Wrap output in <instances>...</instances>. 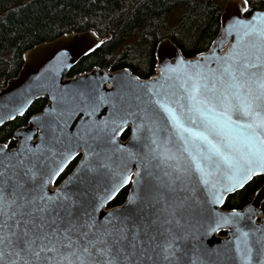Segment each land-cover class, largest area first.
<instances>
[{
    "label": "snow or ice",
    "instance_id": "6c2138e0",
    "mask_svg": "<svg viewBox=\"0 0 264 264\" xmlns=\"http://www.w3.org/2000/svg\"><path fill=\"white\" fill-rule=\"evenodd\" d=\"M253 9L230 0L212 48L174 52L149 80L123 68L62 88L56 69L71 64L59 51L0 103L3 130L49 100L30 127L0 136V264H264L259 208L219 210L264 175V10ZM221 229L227 240L209 246Z\"/></svg>",
    "mask_w": 264,
    "mask_h": 264
},
{
    "label": "trees",
    "instance_id": "16d2710c",
    "mask_svg": "<svg viewBox=\"0 0 264 264\" xmlns=\"http://www.w3.org/2000/svg\"><path fill=\"white\" fill-rule=\"evenodd\" d=\"M226 0H0V80L17 75L25 51L65 33L94 30L106 43L76 64L69 76L94 67L116 71L129 68L148 79L156 73L157 43L170 38L187 58L209 49L220 28ZM253 10L264 9V0H251ZM194 5V6H193ZM159 22V23H158ZM178 29V31L176 30ZM184 43L185 47L181 44ZM46 99L33 103L23 117L0 130V136L25 126L29 118L45 107ZM123 139H127L125 136ZM78 159L66 170L70 174ZM255 177L240 192L228 197L224 209H242L263 185ZM123 189L109 205L122 204ZM264 212V203L262 204ZM225 235V232H221Z\"/></svg>",
    "mask_w": 264,
    "mask_h": 264
},
{
    "label": "water",
    "instance_id": "95a60500",
    "mask_svg": "<svg viewBox=\"0 0 264 264\" xmlns=\"http://www.w3.org/2000/svg\"><path fill=\"white\" fill-rule=\"evenodd\" d=\"M229 3H230V0H226L223 6V10H222L221 17H220V28H219L218 34L215 37L214 41L220 40L221 28L225 26L226 9ZM92 33H96V32L94 30L89 29L85 31L65 33L56 39L39 43L37 45H34L32 48L28 49L27 51H25L23 55V64H22L21 69L17 73V75L9 78L5 82V85L0 88V103L7 102L10 97L14 96L17 93L29 90V86L33 82L34 79L38 77H44L46 75V69L49 67L50 64L54 63L55 61L54 54L59 51L67 52V56L65 57V63L71 64L70 68H63V69L57 68L56 69V73H57L56 81H57V84L62 88L70 89L74 87L75 85L73 83V79L78 78L81 75L92 76L95 73L94 78L100 79V77L102 76L104 72H108L109 74H112V75L120 72L121 69L112 71L109 68L94 67L90 71L77 74L73 77L69 76L71 69L76 64H78L84 57L89 55V54L85 55L84 53H82L80 51V48L84 44L91 43L94 39L98 38L102 40L97 35V33H96V36H93ZM232 43H233V38L230 36L226 37L223 42V47L220 48V53L223 54L224 52H226ZM212 47H213V42L210 45L209 49ZM177 51L181 53L184 59H192L195 57V56L191 58L185 57L183 53L181 52V50L177 47V45L170 38H164L160 40L157 43L156 49H155V55L157 59L156 73L150 78L156 77L159 75L161 71L162 63H174L173 53ZM207 51H205L204 53H206ZM127 69L130 73H132V75L136 76L129 68ZM150 78L148 79L140 78V79L144 81V80H149ZM111 84H112L111 80L105 82L104 85L102 86V91L110 89ZM42 98L46 99L47 101L45 105L46 107L49 104V100L46 95H39L37 98H33V103ZM33 103L29 106V109L33 105ZM40 113L41 112L36 113L34 115H39ZM26 127H30L28 122L25 126H21L19 128H26ZM77 163H79V159ZM133 171H135L134 168H133ZM257 201H258V204H257ZM263 203H264V183L255 193L253 200L246 206L256 205L259 208L261 216H264V212L262 210ZM224 204L219 206V210L222 212L230 211L231 209L230 210L224 209ZM237 210H240V209H237ZM221 232H225L226 234L220 235ZM227 238H228V231L226 229H221L215 234L209 236L205 242L208 243L210 241L211 243L209 246L220 247L224 243V241L227 240Z\"/></svg>",
    "mask_w": 264,
    "mask_h": 264
},
{
    "label": "rangeland",
    "instance_id": "374dc122",
    "mask_svg": "<svg viewBox=\"0 0 264 264\" xmlns=\"http://www.w3.org/2000/svg\"><path fill=\"white\" fill-rule=\"evenodd\" d=\"M256 10H264V9H256ZM5 85V81L0 80V88ZM221 235V234H220Z\"/></svg>",
    "mask_w": 264,
    "mask_h": 264
}]
</instances>
